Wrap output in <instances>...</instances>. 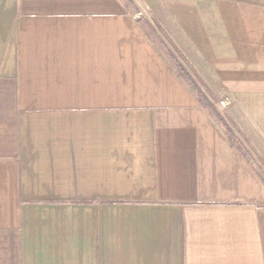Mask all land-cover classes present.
I'll list each match as a JSON object with an SVG mask.
<instances>
[{
    "label": "crops",
    "instance_id": "crops-1",
    "mask_svg": "<svg viewBox=\"0 0 264 264\" xmlns=\"http://www.w3.org/2000/svg\"><path fill=\"white\" fill-rule=\"evenodd\" d=\"M133 2L0 0V264H264V0Z\"/></svg>",
    "mask_w": 264,
    "mask_h": 264
},
{
    "label": "trees",
    "instance_id": "trees-1",
    "mask_svg": "<svg viewBox=\"0 0 264 264\" xmlns=\"http://www.w3.org/2000/svg\"><path fill=\"white\" fill-rule=\"evenodd\" d=\"M126 9H128V6L133 4L132 0H123ZM146 24V31L148 34H154L156 35V31L154 28L149 25V23ZM162 46L166 49L167 56L172 64L173 69L176 71L178 76L192 89V91L198 96L200 99L202 105L211 112L213 116L217 118L219 123L223 126L225 130V135L229 142L235 146L242 154L245 156L247 160L251 159L249 157H246V149L243 146L242 142L239 140V138L235 135L233 130L229 127L227 122L224 120V118L220 115V113L217 111L215 106L211 103L205 92L201 89V87L197 84V82L192 78V76L187 72L185 67L181 64V62L177 59V57L172 53L171 50H169L164 43H162ZM257 174L261 178V180L264 182V174L262 173L261 169L257 166H254Z\"/></svg>",
    "mask_w": 264,
    "mask_h": 264
},
{
    "label": "rangeland",
    "instance_id": "rangeland-1",
    "mask_svg": "<svg viewBox=\"0 0 264 264\" xmlns=\"http://www.w3.org/2000/svg\"><path fill=\"white\" fill-rule=\"evenodd\" d=\"M123 1V0H122ZM123 3H124V1H123ZM132 3L133 4H131V5H129L128 6V9H127V11L129 12V13H131V14H134V15H139V14H141L140 12H139V9L136 7V5H135V3L133 2V0H132ZM139 22H140V24L142 25V27L146 30V20L144 19V18H142V19H140L139 20ZM147 23H149V22H147ZM149 25H151L150 23H149ZM152 26V25H151ZM157 26H158V24H157ZM155 30V29H154ZM156 31V30H155ZM147 32V31H146ZM156 33H157V31H156ZM150 36H152V37H154V39L156 40V43L160 46V48L164 51V52H166V49L162 46V43H164V41L162 40V39H160V37H159V35H158V33L156 34V35H154V34H149ZM165 44V43H164ZM166 45V44H165ZM166 47H167V45H166ZM168 48V47H167ZM169 49V48H168ZM170 50V49H169ZM167 54V53H166Z\"/></svg>",
    "mask_w": 264,
    "mask_h": 264
}]
</instances>
